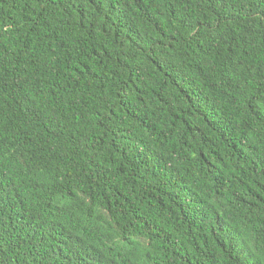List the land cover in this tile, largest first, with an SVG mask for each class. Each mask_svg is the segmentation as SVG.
Instances as JSON below:
<instances>
[{"label": "trees", "instance_id": "16d2710c", "mask_svg": "<svg viewBox=\"0 0 264 264\" xmlns=\"http://www.w3.org/2000/svg\"><path fill=\"white\" fill-rule=\"evenodd\" d=\"M0 264H264V0H0Z\"/></svg>", "mask_w": 264, "mask_h": 264}]
</instances>
